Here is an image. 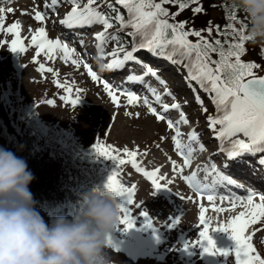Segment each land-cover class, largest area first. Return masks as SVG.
I'll use <instances>...</instances> for the list:
<instances>
[{
	"label": "rangeland",
	"instance_id": "374dc122",
	"mask_svg": "<svg viewBox=\"0 0 264 264\" xmlns=\"http://www.w3.org/2000/svg\"><path fill=\"white\" fill-rule=\"evenodd\" d=\"M46 3L49 5L47 8ZM72 6L69 0H58L56 6H51V0H0V8L5 10L4 30L0 31V127L15 133L21 127V112L33 111V114L43 124L48 127L57 126L63 130L66 140H76L89 153L95 152L94 145L97 140L102 145H110L121 151L124 148L135 150L138 146L140 154L136 159L142 169L140 172H137L130 164L120 165L118 162L106 160L112 173L118 170V180L124 187L136 186L133 204L127 205L125 197L116 198V203L126 205L132 213L134 227L124 231V225L119 224L110 236L109 252L118 264H216L219 257L202 255V249L198 246L185 250L188 242L191 246L199 239V231L203 228V225L199 224L201 205L207 210L205 217L209 221L210 235L217 248L221 249L233 244L229 239V234L211 232V230L221 224H227L232 217L244 211V208L237 205L235 210H232L229 199H227L231 196L224 194L219 195V197L226 198L223 202L217 199L216 202L213 201V204H207L204 202L207 200L206 197L200 198L189 188L183 179L184 176L189 175V167L184 165V158L179 155L172 141L175 131L168 129L166 121L157 122L156 118L149 114L148 108L143 104V97L147 96L158 112L162 109L155 103L147 88L146 90L143 86L138 88L131 86V82V85L126 83L130 74L142 75L145 71L144 67L129 65L131 68L140 69L139 74L138 71H130L129 67L124 74L121 73L123 70L120 73H112L108 77L102 75V72L96 69V63L91 60V56H94L91 52V45L97 47L99 41L94 39L96 37L94 35L98 36L104 28L100 24L74 28L61 25L60 20L67 16ZM196 6H201L203 11L194 15L191 9ZM93 7L98 11L102 8L98 5H93ZM165 7L170 12L178 10L175 5L171 4ZM9 8L13 11L8 12ZM35 11L46 14L42 23L34 19ZM117 12L120 14V11ZM121 15L127 20V12ZM169 20L170 22L187 21L186 28L203 30L202 36L210 43L216 38L215 34L220 33L216 31L217 27L223 23L231 26L233 24L232 20L222 15L213 0H199L198 5L190 4L176 17L175 21H172L171 17ZM16 22L20 25L19 37L7 32V29ZM41 27L45 29L48 39L59 40L69 50H74V54L67 60L59 49L51 58L44 52L37 55L40 50L32 44V37ZM208 27L213 28L211 35L207 32ZM119 31L130 32L132 29L108 30V36L113 37ZM237 31L239 33L241 30L238 28ZM191 37H193V43L199 42V38ZM235 38L239 41L238 37ZM16 39H19L26 51L14 53L9 50L12 41ZM131 39L134 40L133 37ZM111 43L112 41L109 40L103 45L101 55L106 59L100 60L106 64L111 62L113 57L110 54L116 49ZM245 48L248 59L255 60L248 55L256 53L257 49L253 45H245ZM125 51H132V47ZM134 55L145 65L157 71L159 77L165 81V85H160L155 78L147 76L145 78L153 83L147 84L146 81L147 83L142 85H151L156 88L164 103L180 104L179 111L170 110L165 115L171 119L172 114L180 116V111H183L188 123L177 125L181 133L182 145L185 143L184 134L189 132L188 130L197 129L195 130L197 139L191 142L193 148H200L203 145L202 142H205L203 148L216 153L212 163L219 164L217 151L220 141L218 139L220 125H216L213 129L208 123L209 117H218L213 114L217 110L212 102L214 97L208 96L205 91L206 87L201 89L199 85L195 87V91L190 87L189 84L194 80L189 79L188 66L183 67L181 71L177 70L176 65L179 64L183 55L177 52L172 60L160 56L155 57L146 50H139ZM119 58H123V52L119 53ZM72 60L79 61L80 66L76 67ZM85 63L96 72L100 81L91 79L88 70L84 67ZM161 63L166 65L164 70L161 69ZM41 65L44 66V70H41ZM48 68L53 71H46ZM57 82H59V87ZM104 82L113 89L136 94L141 97L140 103L136 106H128L126 97L120 96L121 106L115 107L103 86ZM165 91L171 92L172 96L165 95ZM197 96L200 97L202 104L197 103ZM75 97H79L80 101L76 107H73L68 98ZM48 101H52V104L49 105ZM126 111L132 113V117L125 116ZM136 113H139L138 119L135 118ZM161 137H164V140H161ZM239 137L244 138L242 135L236 138ZM62 145L65 146V144ZM145 152L147 155H144ZM195 155L198 156V154ZM121 158L127 159L126 157ZM250 158L252 157L248 154V159ZM173 162H175L174 165ZM253 162L256 161L253 160ZM174 167L175 171H173ZM261 167L264 170V166L261 165ZM157 169L160 170L158 177L163 178L160 182L164 188L153 194L151 181L143 173ZM256 195L257 199L254 202L259 203V197L264 196V193L257 192ZM181 196L185 199L181 200ZM187 197H192V199L189 200ZM241 197L246 198L243 195L238 198L242 199ZM136 205L140 207L137 208ZM213 206L223 208L225 211H213ZM141 210L147 212L148 218L153 222L152 227L145 226V217L139 214ZM178 217L179 223H172ZM45 222L50 223L51 220L46 219ZM249 232V234L254 233L252 243L259 254L264 257V218H261Z\"/></svg>",
	"mask_w": 264,
	"mask_h": 264
},
{
	"label": "snow or ice",
	"instance_id": "6c2138e0",
	"mask_svg": "<svg viewBox=\"0 0 264 264\" xmlns=\"http://www.w3.org/2000/svg\"><path fill=\"white\" fill-rule=\"evenodd\" d=\"M57 2L58 0H51V6H56ZM69 2L73 6L67 16L60 20L61 25L69 28L91 26L94 24L102 25L104 31L96 37L99 41L97 50L101 54L103 53V45L109 40H114L117 43V48L110 54L113 59L105 66L108 70L122 69L128 62L140 63L145 69L144 73L142 75L130 74L127 77L129 82L143 84L145 77L151 76L160 85H165V81L159 77L158 72L152 67L145 65L143 61H139L134 53L139 50H146L152 55L172 60L173 56L179 52L189 60V79L196 80L201 87H206L207 90L214 93L212 102L216 105L217 112L221 114L217 118L209 117L208 123L213 129L216 125H220L218 139L222 143L227 139L231 144V148L227 152V158L231 160L246 153H264V76H258L254 71V69L261 67L259 64L251 62L245 63L242 61L245 42L250 40L244 34L246 25H242L239 33H236V30L231 25L228 26L229 30L238 35L239 42L229 45L227 52H225L222 46L219 48L214 47L212 43L206 40L202 36L203 30L186 28L187 21L170 22V17L172 21H175L176 17L187 9L190 4L198 5L199 0H115V4L126 9L128 14L127 20L111 4L108 7L112 12H116L114 17H109L107 13H101L94 8L93 5L97 3V0H87L82 7L81 0H69ZM169 4L175 5L178 10L170 12L165 7ZM45 7L47 8L49 5L46 3ZM235 8L236 6L233 5V9ZM4 11L3 8H0V31L4 30ZM7 11L12 12L13 10L9 8ZM191 11L195 15L201 13L203 9L201 6H196ZM45 15V13L35 11L34 19L42 23ZM228 19L232 21L236 20L234 12L229 15ZM113 20L119 25L120 30L125 28L132 29L128 33L129 36L134 38L132 51H125L124 45L118 36H108V30L113 27ZM19 29L20 25L16 22L7 29V32L19 37ZM216 31H220L219 27H217ZM207 32L211 35L213 28L208 27ZM190 36L199 38V42H191L189 39ZM32 44L40 50L37 55L40 52H44L49 58H51L57 49L63 52L65 60L74 54V50H69L59 40L53 41L48 39L43 27L39 28L32 37ZM215 44L220 46L221 41L217 39ZM9 50L14 53L26 51L19 39L12 41ZM121 52H123L122 59L119 58V53ZM215 52H218L219 60H211L209 54ZM261 55L264 56V51L261 52ZM72 63L76 67L80 66V62L77 60H72ZM210 64L215 65V68L210 67ZM84 67L88 70V75L93 81H100L96 72L87 63L84 64ZM41 70H44L43 65H41ZM46 71L52 72L53 70L48 68ZM57 86H60L59 82H57ZM103 86L111 103L117 108L121 106L120 96L126 97L128 106H136L140 103L141 97L132 92L113 89L106 82L103 83ZM145 87L151 93L155 103L160 106L162 111L158 112L157 108L153 107L149 102L147 96L143 97V104L148 108L149 114L156 118L157 122L166 121L168 129L175 131V135L172 136V141L179 155L184 158V165L190 167L191 157L195 151L191 142L197 139L196 132L193 131L190 133L189 144L186 146L185 151V146L182 145L180 140L181 133L177 127L178 124L188 123L183 111H180V120L176 123L168 119L165 115L170 110L179 111L181 108L180 104L172 103L169 105L164 103L156 88L151 87V85H145ZM164 94L172 96V93L168 91H165ZM68 99L73 107H76L80 101L79 97ZM173 99L175 98L173 97ZM196 101L200 104L203 103L199 96L196 97ZM47 103L51 105L52 101H48ZM125 116L132 117V113L126 111ZM135 118H139V113L135 114ZM240 135L246 139L236 138ZM161 140H164V137H161ZM200 150H203V145L200 146ZM94 151L98 157L118 162L120 165L130 164L137 172L142 171L136 159L140 154L138 146L135 150L124 148L121 151L110 145H102L97 140L94 145ZM221 151H223V148ZM144 155H147V152ZM121 157H126L127 159ZM259 163L264 166V159H261ZM174 164L175 162H173ZM159 171L157 169L153 172L145 171L143 173L151 181V187L154 190L153 194H155V191L164 188L160 182L163 178L157 175ZM173 171H175V167ZM200 171L203 172L202 177L199 174ZM118 175L117 170L109 176L103 194L115 202L117 197H125L127 205H131L133 204L136 186L124 187L119 182ZM183 179L197 196L202 199L206 197L210 204L216 200V197L212 194L215 187L235 184L234 180L224 175L222 171L217 170L215 164H211L198 171H193L191 175L184 176ZM181 199L183 200L185 197L181 196ZM187 199L191 200L192 197H187ZM224 199L226 198L220 197L221 201ZM227 199H229L232 210H235L237 205H240L245 210L232 217L227 224H221L213 228L211 232L229 234V239L233 244L228 248H217L215 241L210 235L209 221L205 218V212L207 210L201 205L199 224L203 225V228L199 231V239L193 242L191 246L188 242L185 245V250L189 247L195 248L198 246L202 249V255L207 254L212 257L224 258L223 264H227L228 258L233 254L235 256V264H264V257L259 254L252 243L254 233L246 234L251 225L257 224L261 218H264V196L259 197V203L254 202L257 197L253 192H249L244 199ZM117 205L123 214L120 216L119 224L124 225V231H127L134 227V221L131 218L132 213L126 205L120 203H117ZM136 207L139 208L140 205H136ZM213 211L221 212L225 211V209L213 206ZM139 214L145 217V226L152 227L153 222L148 218L147 212L141 210ZM172 223L178 224L179 218ZM107 243H111V237L108 238Z\"/></svg>",
	"mask_w": 264,
	"mask_h": 264
},
{
	"label": "clouds",
	"instance_id": "9594fccd",
	"mask_svg": "<svg viewBox=\"0 0 264 264\" xmlns=\"http://www.w3.org/2000/svg\"><path fill=\"white\" fill-rule=\"evenodd\" d=\"M247 16L246 35L264 43V0H233ZM27 162L0 148V264H118L107 240L118 228L117 203L93 189L84 194L72 219L46 223L29 189Z\"/></svg>",
	"mask_w": 264,
	"mask_h": 264
},
{
	"label": "trees",
	"instance_id": "16d2710c",
	"mask_svg": "<svg viewBox=\"0 0 264 264\" xmlns=\"http://www.w3.org/2000/svg\"><path fill=\"white\" fill-rule=\"evenodd\" d=\"M87 0H81V5ZM214 5L218 7L220 12L226 19L230 14H235L236 20L233 21V28L236 33L242 29V25H246L244 33L247 32V16L237 7L233 9V0H213ZM70 5H72L69 2ZM111 4L120 14H126V9L115 4V0H97L94 5L101 6V13H107L109 17H114L116 12L108 7ZM228 24L223 23L219 29L220 33H216V38L211 42L214 47H223L225 52L228 46L239 42L238 35L228 29ZM120 29L119 25L113 20V27L110 31ZM129 32L119 31L114 34L118 36L124 45V49L132 47L131 37ZM235 39H234V38ZM191 42L193 37H189ZM219 39L221 45L217 46L215 41ZM112 41V46L117 48V43ZM245 45L254 46L257 51L254 54L248 55L253 59H248L246 48L242 56V61L245 63H257L261 67L254 69L258 76H264V56L261 52L264 51V43H252L246 41ZM211 60H219L218 52L210 53ZM234 62V60H233ZM188 58L182 56L177 66V70L181 71L183 67L188 66ZM215 68V65H209ZM262 70V71H260ZM195 91V87H199V83L194 80L189 84ZM204 87H201V89ZM208 96L214 97V93L205 89ZM215 105V104H214ZM216 108V106H215ZM214 110V108H213ZM215 116H219L217 110L213 112ZM21 127L13 132H8L3 127H0V148L14 153L16 156L24 159L27 162L28 169L33 173L34 180L30 183L29 189L36 201V210L41 216L52 220L56 216H65L71 219L79 206L78 202L81 197L91 192L93 189L104 192L105 184L109 176L112 174L106 159L98 157L95 152L89 153L82 148V145L76 140H66L63 130L57 126L43 124L34 114L33 111H22L20 114ZM62 144H65L63 147ZM259 157V158H258ZM257 160H261L258 156ZM248 157L241 159L244 164L249 161ZM224 258H220L217 264H223ZM227 264H235L234 256L228 258Z\"/></svg>",
	"mask_w": 264,
	"mask_h": 264
},
{
	"label": "bare ground",
	"instance_id": "6f19581e",
	"mask_svg": "<svg viewBox=\"0 0 264 264\" xmlns=\"http://www.w3.org/2000/svg\"><path fill=\"white\" fill-rule=\"evenodd\" d=\"M97 37V35H94ZM96 37H94V39H96ZM97 41V39H96ZM92 46V54L94 56H91V60H93L95 63H96V69L101 71L102 72V75H104L105 77H108L110 74L112 73H120V71H123L121 73H126L127 70L129 69V65H132L135 67V65H141L140 63H133V62H128L126 63V65L122 68V69H116V70H108L105 66L107 65L106 63L103 62V60H100V59H106L105 56L101 55L100 52H98L97 50V47L94 46V45H91ZM155 56V55H154ZM156 57V56H155ZM154 59V58H153ZM139 60V59H138ZM140 61V60H139ZM161 66V69H165L166 68V65L165 63H161L160 64ZM131 68V67H130ZM138 71V74H139V71L140 69H134L133 67L131 68L130 71ZM161 73V71H160ZM153 80V79H152ZM148 83H147V82ZM154 81V80H153ZM128 82L129 85H132L131 86H135V87H140V86H143L144 89H146L145 85H142L141 83L139 82H129L128 80L126 81V83ZM144 83H147V84H152L153 82H150L148 80V78H145V81ZM147 90V89H146ZM173 113V112H172ZM189 125V124H188ZM198 128V127H196ZM197 129H193L192 131H195ZM192 131L190 133H192ZM190 133L188 134H185V135H188L187 137H189ZM185 138V143H184V146H185V151H186V146L188 145L189 143V138ZM240 138V137H239ZM241 139H245V138H242ZM188 141V142H186ZM202 144L205 146V142H202ZM209 151L208 148H203L202 152H201V155L198 157L199 159V163L197 164L199 167H198V170H201L203 169L204 167H207V166H210L211 164H215L216 167H217V170L219 171H222L224 175L228 176L229 178H231L232 180L235 181V184L233 185H222V186H218V187H215L212 194L215 196V195H218V196H215L216 197V200L220 199L219 195L221 194H224L225 196L227 195H230L231 198H238L240 195H243V196H246L249 194V192H253L255 194H257V192L260 194L261 192L264 193V170L262 169L261 165L259 162H257V157L258 156H261V157H264V153H256V154H249L250 157V160L247 161L246 163H242V162H239V163H233L231 161H227V164H226V168L225 169H222L220 167V163L216 164V163H212L213 158L215 159V152L212 153V157H210V159L208 160L206 158V155L203 154L205 153V151ZM196 151H201L200 148H196L195 151L193 152V155L195 154ZM192 155V156H193ZM215 155V156H214ZM248 157V155H247ZM201 158V160H200ZM252 159V160H251ZM227 160V158H223L222 161H225ZM253 160H255L256 162L254 163ZM257 163V164H256ZM191 168V167H190ZM197 170V171H198ZM195 171V170H194ZM189 172V171H188ZM190 172H192L190 170ZM189 172V175L191 174ZM200 176L202 177L203 176V172L200 171L199 172ZM256 191V192H255ZM236 196V197H235ZM257 196V195H256ZM242 198V197H241ZM243 199V198H242ZM175 200V199H174ZM182 200V199H181ZM216 200L214 202H216ZM180 201V200H179ZM221 201V200H219ZM206 202L207 204H210L208 203V201H204ZM223 202V201H222ZM227 202V201H226ZM228 203V202H227ZM226 203V204H227ZM213 204V202H212ZM218 205V204H217ZM179 207V206H178ZM176 207V208H178ZM225 208V207H224ZM245 210V209H244ZM209 211V210H208ZM177 212V211H176ZM213 212V211H212ZM211 213V212H210ZM226 213V212H225ZM207 214V213H206ZM205 214V215H206ZM212 214V213H211ZM219 214V213H218ZM177 215V214H176ZM222 217V215H221ZM179 218V217H178ZM206 218V217H205ZM217 219V218H216ZM224 219V218H223ZM220 222V221H219ZM226 222V221H225ZM253 226V227H252ZM255 224L254 225H251L252 229L254 228ZM251 227L248 229V232L249 231H252ZM251 229V230H250ZM250 233V232H249ZM248 233V234H249ZM247 234V233H246ZM221 258V257H220ZM218 258V259H220ZM219 261V260H218ZM218 263V262H217ZM216 263V264H217Z\"/></svg>",
	"mask_w": 264,
	"mask_h": 264
}]
</instances>
